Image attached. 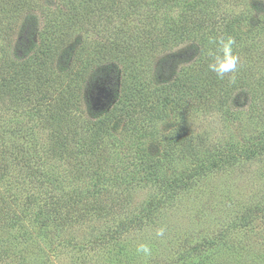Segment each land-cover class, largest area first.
I'll return each mask as SVG.
<instances>
[{"label": "rangeland", "instance_id": "rangeland-1", "mask_svg": "<svg viewBox=\"0 0 264 264\" xmlns=\"http://www.w3.org/2000/svg\"><path fill=\"white\" fill-rule=\"evenodd\" d=\"M132 2L105 33L74 35L42 68L77 76L69 122L82 129L73 144L45 123L52 102L35 85L17 97L3 87L10 59L26 58L45 40L47 53L57 45L54 0L15 29L0 14V264H264V153L197 176L175 194L144 179L148 163L167 178L193 170L191 154L208 160L264 142V4L201 0L190 11L181 1ZM233 21L250 34L235 38ZM86 36L105 48L81 50ZM220 36L236 41L234 79L208 71L209 39ZM110 44L138 54L139 63L117 59ZM108 50L114 54L103 59ZM166 97L176 106L174 126L166 124ZM100 114L121 117V133H106ZM143 146L157 157L144 155L141 165ZM96 170L105 178L99 187ZM140 243L151 257L136 253Z\"/></svg>", "mask_w": 264, "mask_h": 264}, {"label": "trees", "instance_id": "trees-1", "mask_svg": "<svg viewBox=\"0 0 264 264\" xmlns=\"http://www.w3.org/2000/svg\"><path fill=\"white\" fill-rule=\"evenodd\" d=\"M132 1L133 0H54L55 16L53 17H55L54 19L57 21L55 23L59 33L57 45L54 44L53 46L54 50L52 49L50 52H46L47 47L49 46L46 45L47 42L45 40L38 46H34L31 50V54H29L26 58L9 60V67L12 73L9 81L7 83L3 82V87L8 89V93L10 92V95L13 94L17 97L20 93L23 94L26 90H30L32 85H35L38 89V94H42L41 96L50 98L52 102V111H49V113L46 114L47 118L45 119V123L48 125H58L64 131V138L72 144L78 140V135H80V131L82 129L80 126L82 124L80 122H69V118L71 115H74L76 108L77 86L75 87L74 85L76 75L72 78L70 76L71 74L68 73L69 71L67 72L65 69H62L61 71H66L67 73L58 72V74H54L52 70L50 71L47 68H42L47 65L46 63L48 59L53 54L54 56H52L51 61L56 57L55 55H58L64 48L71 45L72 42H69V39H71L74 35H89L92 32H96L97 34L105 33L108 30L106 27H108L109 24H113L115 19L114 17L120 13L123 6L126 4L128 6H132ZM179 1L185 4V8L187 10L191 11L197 7L201 0H155V2L159 5L174 4ZM42 3L43 0H0V14H2L3 18V22L1 24H4L5 26L6 24H9L11 29H15V26L20 27V25L24 22L23 15L25 16V14L31 10V14L37 10H43L44 5ZM236 24L237 21H233L229 26V30L235 38L241 39L244 35L250 34L248 31L242 33L241 28H238ZM25 27L26 26L24 25V30ZM250 29L252 33L255 28L252 26ZM256 30L257 29H255V31ZM85 39H87V41L80 44L81 50L105 48V44L100 46L98 39L90 38L89 36H86ZM98 46L99 48H97ZM110 46H112L113 50H116V52L121 53L117 59L126 58L128 55H131L136 60L138 59V54L130 52L127 54V52L124 51V46L121 44H110ZM110 52V50L106 51L105 54H102V58L105 59L106 55L114 54V52H112V54ZM38 60H40V62H38ZM137 61L138 62L136 63H139V59ZM51 66L52 64H50V68ZM152 74L154 78L156 75L154 72ZM153 81H155V78ZM156 85L158 87V82ZM138 99H140V97H133L132 101H134V104ZM134 104L132 103V105ZM139 105V103L135 104L137 107ZM163 108L166 116L171 118L169 124L166 123L167 126L176 125L178 118L177 113L175 112L177 110L171 97L164 98ZM37 111L39 113L42 112L41 109H37ZM96 117L99 119V122L102 124L106 133L112 134L114 132L120 134V131H122L121 128H124L121 117L111 119L112 117L114 118V116L111 117L107 114L96 115ZM143 136L146 137V135ZM99 137L101 136L98 135L97 138ZM163 149V153L158 152L160 156H162L165 152V155L167 153L169 154L167 147ZM140 151L141 153H144L139 155L140 158L143 157L141 165H144L143 163L146 160L144 155L150 160H155L157 157L150 153L148 147L143 146ZM259 152L264 153V142L242 146L239 149H235V152L233 153L229 151H221L217 154H209L208 160L197 157V154H191L189 156L190 161L193 165L196 164L194 165V169L191 171H183L182 173L177 172L172 175V177L170 176L167 178L160 176L158 168L154 166L152 167L146 160L145 162L148 163L151 169L147 176H144V179H147L148 177L151 180H155L164 186L167 193L175 194L176 191L178 192V189L193 181L197 176L211 172L212 170L218 169L224 165L231 166L241 160H252ZM97 168H99V166ZM102 173L103 172L96 170V187L101 186L105 182V178H103ZM154 212L153 204L150 207L147 216L153 217L155 215ZM134 224L141 225V220L136 221ZM245 226H248L247 219H245Z\"/></svg>", "mask_w": 264, "mask_h": 264}, {"label": "clouds", "instance_id": "clouds-1", "mask_svg": "<svg viewBox=\"0 0 264 264\" xmlns=\"http://www.w3.org/2000/svg\"><path fill=\"white\" fill-rule=\"evenodd\" d=\"M259 2L264 4V0H259ZM209 44L214 46V50H209L207 53L212 58L207 65L208 71L215 73L220 80H223L226 75L234 79L231 74L237 72L240 63V57L234 52L235 39L232 36H220L215 39L210 38ZM164 233L165 229L161 227L156 230L155 235L163 237ZM135 251L144 258L152 255L151 247L145 243L138 244Z\"/></svg>", "mask_w": 264, "mask_h": 264}]
</instances>
